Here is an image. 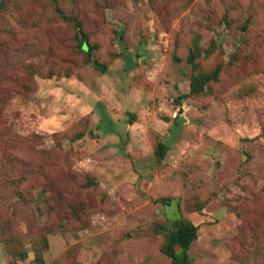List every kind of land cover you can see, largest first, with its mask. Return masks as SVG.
<instances>
[{
    "label": "rangeland",
    "instance_id": "obj_1",
    "mask_svg": "<svg viewBox=\"0 0 264 264\" xmlns=\"http://www.w3.org/2000/svg\"><path fill=\"white\" fill-rule=\"evenodd\" d=\"M180 218L264 264V0H3L0 264H170Z\"/></svg>",
    "mask_w": 264,
    "mask_h": 264
},
{
    "label": "trees",
    "instance_id": "obj_2",
    "mask_svg": "<svg viewBox=\"0 0 264 264\" xmlns=\"http://www.w3.org/2000/svg\"><path fill=\"white\" fill-rule=\"evenodd\" d=\"M3 8V0H0V9ZM67 19L72 20L76 25H81V23H76V18L73 16H65ZM81 30V29H80ZM83 44V49L88 51L90 60L93 65L101 70L106 69V65L101 63L96 57L93 47L84 40H81ZM198 53H191L189 60L193 61L195 57L198 56ZM219 67L214 71L205 73L202 76L200 85L195 86L196 90L212 80H215L219 74ZM169 145L165 142H160L158 148L156 149V155L162 158L165 156L166 151L168 150ZM198 225H195L193 222L180 218L175 221V229L171 230L168 233L166 243L163 247L164 252L171 258L170 264H191V257L189 254V249L198 237Z\"/></svg>",
    "mask_w": 264,
    "mask_h": 264
}]
</instances>
